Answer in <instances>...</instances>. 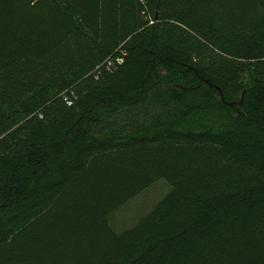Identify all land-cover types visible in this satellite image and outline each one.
Here are the masks:
<instances>
[{
	"label": "trees",
	"instance_id": "trees-1",
	"mask_svg": "<svg viewBox=\"0 0 264 264\" xmlns=\"http://www.w3.org/2000/svg\"><path fill=\"white\" fill-rule=\"evenodd\" d=\"M0 264H264V0H0Z\"/></svg>",
	"mask_w": 264,
	"mask_h": 264
},
{
	"label": "rangeland",
	"instance_id": "rangeland-1",
	"mask_svg": "<svg viewBox=\"0 0 264 264\" xmlns=\"http://www.w3.org/2000/svg\"><path fill=\"white\" fill-rule=\"evenodd\" d=\"M170 190L171 185L165 179L154 182L110 216L112 226L117 232L132 227Z\"/></svg>",
	"mask_w": 264,
	"mask_h": 264
},
{
	"label": "built area",
	"instance_id": "built-area-1",
	"mask_svg": "<svg viewBox=\"0 0 264 264\" xmlns=\"http://www.w3.org/2000/svg\"><path fill=\"white\" fill-rule=\"evenodd\" d=\"M121 61V59H119V62Z\"/></svg>",
	"mask_w": 264,
	"mask_h": 264
}]
</instances>
